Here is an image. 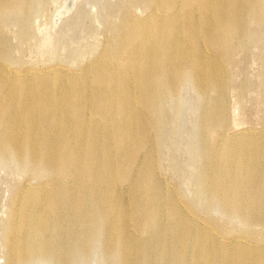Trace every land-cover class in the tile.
<instances>
[{
	"label": "bare ground",
	"instance_id": "6f19581e",
	"mask_svg": "<svg viewBox=\"0 0 264 264\" xmlns=\"http://www.w3.org/2000/svg\"><path fill=\"white\" fill-rule=\"evenodd\" d=\"M33 1L0 0V23L22 2L28 15ZM148 3L144 17H121L94 58L78 69L22 70L0 63V163L53 181L20 191L14 200L4 231L7 264L41 258L72 264L93 250L103 226L107 249L121 264H264V229L255 231L264 228L262 134L229 140L226 132L204 146L200 192L243 221L233 241L198 221L156 172L169 130L166 104L179 98L187 80L206 100L201 136L216 131L213 124L227 123V63L253 38V25L264 28V0ZM5 42L0 36V59L6 60ZM212 92L217 97L210 100ZM143 228L149 235L136 233Z\"/></svg>",
	"mask_w": 264,
	"mask_h": 264
},
{
	"label": "rangeland",
	"instance_id": "374dc122",
	"mask_svg": "<svg viewBox=\"0 0 264 264\" xmlns=\"http://www.w3.org/2000/svg\"><path fill=\"white\" fill-rule=\"evenodd\" d=\"M22 4L25 7L24 2L17 4V8L14 7L15 9H13L12 13H9V16L8 14L5 15L0 23V36L4 42L6 41L5 43L8 45L7 47L10 51L9 59H0V63L22 70L29 68L40 70L56 65L72 70L78 69L94 58L96 49L99 46L98 44L107 39L110 28L113 25H117L121 17L127 13H132L142 18L150 10L147 7L149 6L148 0H34L32 6L29 8L28 15H24L22 13L24 7H20ZM144 5L145 7H143ZM23 17L27 18L24 19ZM253 26L251 27L253 38L249 40L245 46L246 48H236L237 54L233 51L234 54L230 57L231 61L227 63V74L230 81L225 93L227 94L225 98H227L224 99V101L226 100L224 102L227 106L226 109H228L227 123L218 127L213 124L211 127L215 128L216 126V131L215 129H211L206 137L203 136V133L201 136V132H203L201 129L203 127L202 115L200 113L203 112L206 100L195 89L194 82L191 79L187 80L181 86L179 98L177 100L169 99L166 104L168 106V109L166 108L168 110L166 111L168 114L167 122L169 121L166 129L169 128V130L167 129L164 132L161 153L159 154L161 160L159 159V166L156 169L158 176L160 174L159 180L163 182L166 189L169 188V190H175L178 193V199L184 208L186 210L188 208L187 211L192 213L198 221L210 223L209 225L216 228L219 232L220 239L227 242L233 241L237 236H241L242 233L240 231L243 229V221L226 211L223 203L220 204V201H215V205L214 202H210L200 192V184L204 178L207 163L205 161L207 160V154L204 153L206 152V147L204 148V146L216 144L223 133L226 132L230 135L228 138L232 137L229 140H235V137L243 134H249L248 136H255L257 134L259 136L262 134L261 136L264 137V105H262L264 104V71H262L264 70V28L261 25H258V27L257 25ZM3 32L5 34H2ZM261 57H263L262 60ZM237 61L239 64L242 62L240 66ZM261 74L263 78H261ZM245 80L246 82L244 83ZM0 89L2 93V88ZM216 97L217 94L215 92L210 94V100ZM169 115L172 119L168 117ZM173 120L175 123H173ZM233 135H235L234 138ZM11 164L10 162L6 163V161H1L0 163V264H7L5 252L3 251L5 249L4 235H6L4 231L10 221L12 204L21 193L20 191L24 192L33 186L47 185L51 187L53 185V181L45 176V174L39 175L30 170L24 171L20 166L14 163L13 165ZM220 207L226 212L221 210ZM260 227L262 226L255 227V231L258 233L263 232L264 228ZM137 230L142 231H138V233ZM137 230L136 233L140 236L144 235L143 237H145L149 235V231L145 228ZM94 240V245H92L93 250L91 248V251L84 258L78 256L79 260L76 262V258L72 264H121L115 255H111L107 249L108 241L104 226L95 236ZM47 260L49 259L41 258V260L35 261L32 264H50Z\"/></svg>",
	"mask_w": 264,
	"mask_h": 264
}]
</instances>
